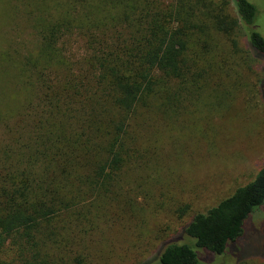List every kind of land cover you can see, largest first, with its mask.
Listing matches in <instances>:
<instances>
[{"label":"trees","instance_id":"trees-1","mask_svg":"<svg viewBox=\"0 0 264 264\" xmlns=\"http://www.w3.org/2000/svg\"><path fill=\"white\" fill-rule=\"evenodd\" d=\"M256 18L247 0H0V264H93L85 237L140 214L174 133L208 144L264 94ZM263 207L264 166L139 264L223 256Z\"/></svg>","mask_w":264,"mask_h":264},{"label":"rangeland","instance_id":"rangeland-1","mask_svg":"<svg viewBox=\"0 0 264 264\" xmlns=\"http://www.w3.org/2000/svg\"><path fill=\"white\" fill-rule=\"evenodd\" d=\"M247 1L257 10L256 32L264 39V0ZM262 96L259 92L253 102H247L249 109L244 108L241 96L229 113L215 117L208 144L190 132L174 133L163 152L162 169L159 176L154 175L153 186L137 188L141 194L137 196V206L142 208L140 214L134 221L129 220L128 225L125 222L116 225L112 232L105 230L85 237L90 253L83 251L94 255L90 261L139 264L155 255L154 251L163 243L155 240L156 235L166 241L180 232L193 214L205 212L252 182L264 166ZM186 204L190 212L180 220L176 210ZM160 229L167 232L161 234ZM243 229L242 237L230 244L223 256L196 250L199 264H241L240 260L264 264V207L245 222ZM193 245L194 241L190 246Z\"/></svg>","mask_w":264,"mask_h":264}]
</instances>
